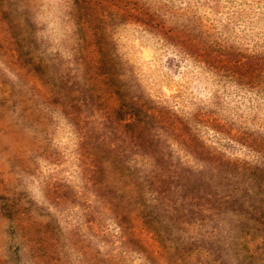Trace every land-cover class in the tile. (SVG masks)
Segmentation results:
<instances>
[{
	"label": "rangeland",
	"instance_id": "374dc122",
	"mask_svg": "<svg viewBox=\"0 0 264 264\" xmlns=\"http://www.w3.org/2000/svg\"><path fill=\"white\" fill-rule=\"evenodd\" d=\"M0 264H264V0H0Z\"/></svg>",
	"mask_w": 264,
	"mask_h": 264
}]
</instances>
